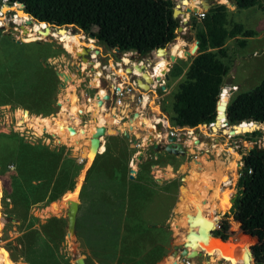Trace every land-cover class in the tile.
Masks as SVG:
<instances>
[{"label": "rangeland", "instance_id": "374dc122", "mask_svg": "<svg viewBox=\"0 0 264 264\" xmlns=\"http://www.w3.org/2000/svg\"><path fill=\"white\" fill-rule=\"evenodd\" d=\"M172 2L185 12L186 21L177 17L180 31L163 48L165 56L123 52L124 60H119L94 39L77 41L70 34L89 37L73 27L58 33L28 17L18 19L15 6L0 0V264H77L79 258L85 264H160L170 255L171 245L184 239L186 221L196 211L206 228L194 229L197 220H192L189 230H197L196 238L187 239L182 258L170 257L167 264H244L232 248L216 246L207 230L219 221L216 231L228 236L227 216L237 215L229 199L245 188L237 184L239 158L250 151L264 153V125L234 135L227 133L228 127L212 131L213 123L188 131L172 125L173 96L197 52L192 50L196 41L190 19L198 22L205 12L200 4L193 10L182 0ZM223 5L227 24L255 33L242 48L228 39L224 56L218 57L227 67L220 92L225 91L229 102L264 79V11ZM73 38L74 50L69 41ZM135 65L141 73L151 67L152 75L163 80L160 112L142 108L148 95L138 93L127 74ZM174 67L179 74L169 72L163 79L162 72ZM61 71L74 78L79 100L69 107L67 120L83 134L71 147L47 133L36 137L25 124L24 130L17 126L19 110L42 117L59 112V99L65 96ZM133 73L140 75L135 69ZM97 126L106 131L90 165L85 156ZM191 174L199 178L192 185L194 194ZM75 180L79 188L74 197L69 194L79 203L73 223L58 210L62 202L43 210ZM205 189L210 197L202 203ZM227 203L223 214L220 208ZM205 236L212 255L204 253L206 246L200 247ZM258 242L256 235L249 248ZM252 257L254 264H264L263 254Z\"/></svg>", "mask_w": 264, "mask_h": 264}, {"label": "trees", "instance_id": "16d2710c", "mask_svg": "<svg viewBox=\"0 0 264 264\" xmlns=\"http://www.w3.org/2000/svg\"><path fill=\"white\" fill-rule=\"evenodd\" d=\"M234 1L237 9L258 6L264 11V0ZM15 2H21L22 11L39 22L56 27H77L84 34H93L97 44L117 48L119 52H136L139 56L172 43L180 25L179 19L172 17V0H5L7 5ZM11 6L21 9L18 4ZM15 7L14 13L18 12ZM226 14L223 4H214L198 22L190 19L197 52L173 96L170 121L177 128H193L214 122L218 96L221 101H226L225 91L220 90L227 67L218 58L224 56V44L228 39H235L242 48L247 38L255 36L253 31L240 24H227ZM179 72L176 67L170 70L173 76ZM224 121L227 127L241 122L253 123L249 128L264 125V79L253 89L239 93L227 102ZM239 161L242 170L237 184L243 183L245 188L238 192L232 203L237 215L227 216L228 236H219L222 241L238 245H231L234 256L243 257L246 251L248 264H254L252 254L254 257L264 255V153L250 151ZM209 197L205 189L202 203ZM218 224L219 221L213 231L217 230ZM256 235L259 242L251 254L249 247L255 243Z\"/></svg>", "mask_w": 264, "mask_h": 264}, {"label": "bare ground", "instance_id": "6f19581e", "mask_svg": "<svg viewBox=\"0 0 264 264\" xmlns=\"http://www.w3.org/2000/svg\"><path fill=\"white\" fill-rule=\"evenodd\" d=\"M218 3H225V1H217ZM14 4H18L19 6H21V9L23 8V4L21 2H15V3H12V5ZM198 5H199V2L198 1H188L187 3V6L188 7H191L192 9H198ZM11 6V5H10ZM15 15H18L17 18L18 19H21V18H26L28 19L21 11H18L16 13H14ZM30 19V18H29ZM32 20V19H31ZM16 25H20V21H16L15 22ZM40 24H43V23H40ZM72 35L73 37H75V39L77 41H81L82 39H88V41L90 43H92V39L91 38H85L83 36H81L80 34H70ZM74 40L73 39H69V41L72 43V41ZM109 49V48H108ZM112 50V49H110ZM88 53V51H87ZM155 55V54H154ZM87 56V55H86ZM157 56L159 57H163L165 56V50H161L158 52ZM119 60H124V58L122 57V55L120 54L118 56ZM86 59V58H84ZM91 62H89L90 64ZM99 65L98 63L95 65V68H97ZM146 74V73H144ZM58 76L59 78L61 79L62 81V84L64 86V89H65V96H63V98H60L59 99V102H58V106L60 107L59 109V112L56 114V115H53V116H47V117H42V116H31L27 111L25 110H19L16 112V116L18 117V122H17V126L18 127H22L23 124L26 125L27 128L30 129V131L32 130L33 131V134L36 136V137H40L43 133H47L51 136H53V138L63 144V145H66L68 147H71L74 142H78L81 138H82V132H77L74 127L68 122V111H69V107L72 106V105H75L79 102L78 100V97L76 95V89L74 88V86L72 84L75 83L74 81V78L72 76H70L68 73L64 72V71H61L58 73ZM75 85V84H74ZM152 92V91H151ZM154 93V92H153ZM98 98V97H96ZM100 100H98L99 102ZM97 102V105L98 106H101L100 103ZM250 124L246 123V122H241L240 124H238V130H240L242 127L244 128H248V127H251L253 125V123L249 122ZM248 125V127H246ZM223 125H218V126H212V131H216L217 128H225V127H221ZM26 127H22V128H19L20 130H24L26 129ZM97 127H104V126H97ZM95 127V128H97ZM105 128V131H106V127ZM191 131V130H190ZM95 132V131H94ZM93 132V133H94ZM92 133V135H93ZM91 135L90 139H89V146L87 148V152H86V156H85V160H87L88 162H92L95 155L97 154V150L99 149L100 145H99V141L101 142V139H96L94 138L93 136ZM168 140L169 141H172L173 140V137H168ZM136 168V167H134ZM194 173V172H193ZM192 175V174H191ZM191 177V176H189ZM199 180L198 176L196 174H193L191 179H189V186H190V194H194V187H192L193 183L197 182ZM188 182V183H189ZM195 185V184H194ZM227 186L226 184H223V187ZM62 204V203H61ZM216 205L217 207V204H214ZM64 208V207H63ZM228 209V203L223 205L221 208H220V211L222 213H224L226 210ZM61 210V209H60ZM219 211V209H218ZM213 220V219H212ZM212 220L210 222H212ZM214 227V224L208 228L209 229H213ZM194 229H197L194 228ZM200 230V228H199ZM207 230V232H208ZM195 231L197 230H194V233L190 234L189 238L188 239H192V237L195 239L196 238V234ZM202 233V232H201ZM209 236V235H208ZM207 239L208 237H204L202 238L201 240H199L200 242V247L203 249L204 246H206V250H205V254H210L212 255L213 253V247H210V244L206 245V242H207ZM213 242L216 243V246L218 247H221V248H224V247H227L228 250L229 248H231V245H237L235 243H231V242H225V241H222L220 240L219 238H212ZM193 241V240H191ZM194 245H197L196 243L195 244H192L189 246V248L193 247ZM184 246H188L187 243H185ZM238 246V245H237ZM228 252V251H227ZM194 254L193 252H191V255ZM201 253H199L198 256H200ZM187 257H189V253L185 254ZM243 261H244V264H248V257H247V253L246 251L243 253ZM197 255L194 257H198Z\"/></svg>", "mask_w": 264, "mask_h": 264}, {"label": "water", "instance_id": "95a60500", "mask_svg": "<svg viewBox=\"0 0 264 264\" xmlns=\"http://www.w3.org/2000/svg\"><path fill=\"white\" fill-rule=\"evenodd\" d=\"M188 1H198L199 2V4H200V7L202 8V9H204L205 11L210 7V4H209V2L207 1V0H182V3H184L185 5H187V3H188ZM216 4H225V3H227L229 6H233L234 5V3H235V1L234 0H225V3H218V2H215ZM189 8H186L185 9V11L186 12H189ZM193 10H195V9H193ZM24 15L26 16V17H28V18H30V19H32L35 23H43V24H46L49 28H52V29H56L57 30V32L58 33H63L64 31H63V28L64 27H70L69 25H66V26H61V27H56V26H53V25H50V24H48V23H44V22H39V21H37V20H35V19H33L31 16H29L28 14H26V13H24ZM178 16H180L181 18H182V22H185L186 21V19H185V12H183V11H181V9H180V6L179 5H175L174 6V8L172 9V17L173 18H177ZM74 29H76V30H78L80 33H82V31L80 30V29H78L77 27H73ZM180 31V27H178L177 29H176V32H179ZM89 38H91V39H94L95 41H97L96 39H95V37L93 36V34H91V33H88V34H86ZM70 47H71V49L72 50H74V46H73V44L72 43H70ZM98 45H101V44H98ZM103 46V45H102ZM107 48H109V49H112L113 50V52H114V56H119L121 53H123V52H119V50L117 49V48H111V47H109V46H107V45H105ZM161 50H163V48H156L155 50H154V53H155V55H157L158 54V52L159 51H161ZM192 50H197V46H196V44L193 46V48H192ZM136 53V52H135ZM136 54H138V53H136ZM169 59H170V61H173L174 59H173V56L172 55H170L169 56ZM134 69H135V71H137L138 73H140V76H141V78L145 81V83H148V82H150L151 81V79L149 78V76L148 75H146V74H144V73H141V67H140V65H135L134 66ZM163 73V72H162ZM136 85H137V87L138 88H140V89H142V90H147V85L146 84H142L141 83V80L140 79H137L136 80ZM116 89H118V88H116ZM220 95V94H219ZM98 103H100L101 104V102L99 101ZM226 105H227V102L226 101H221L220 100V98H219V96H218V99H217V101H216V104H215V118H214V122H213V124L211 125V127L213 126V125H215V124H220V125H223V126H221V127H227L226 126V123H225V121H224V110H225V107H226ZM200 125H197L196 127H193V128H187V127H182V129L183 130H185V131H188L189 129H194V128H197V127H199ZM205 126V125H204ZM229 128V130L227 131V133L229 134V135H234V134H237V133H239V132H248V131H250L252 128H241L240 130H238V126H231V127H228ZM104 134H105V128L104 127H97V128H95V132L93 133V137L94 138H96V139H99V138H102L103 136H104ZM101 144V142L99 141V145ZM92 163V162H91ZM91 165V164H90ZM237 166H239V164H237ZM90 167V166H89ZM88 167V168H89ZM88 168H87V170H88ZM87 170L85 171V173H84V177H85V174H86V172H87ZM84 177H83V179H84ZM132 176L131 175H129V178H131ZM72 187H73V185H72ZM72 187L70 188V190L72 189ZM235 197H236V194H234L230 199H229V203L232 205V203L234 202V199H235ZM76 210H77V202H71V203H69V205L66 207V211H65V215H66V218H67V220H68V222L69 223H71V221H72V223H73V221H74V216H75V213H76ZM192 220H197V221H195V223H196V227L197 228H202V229H204V228H206V223H204L203 221H201V219L199 218V215H198V212L196 211L192 216H189L188 217V219H187V221H186V228H185V236H184V239H182L181 241H179L178 243H174V244H172L171 245V251H170V256L171 257H176V258H182V256L184 255V253H185V249H184V245H185V243L187 242V239H188V237H189V234H192L193 233V231H190L189 229H190V227H192V225H193V222H192ZM168 228V227H167ZM212 232H213V230H211V229H209L208 230V235L211 237V238H216L217 236H214L213 234H212ZM217 238H219L220 240H222L223 238H220V237H217ZM252 254V253H251ZM189 255H191V253H189ZM253 255V254H252ZM205 260H206V257H205ZM76 263L77 264H85L84 262H83V259H81V258H79V259H77L76 260ZM173 264H175V263H173Z\"/></svg>", "mask_w": 264, "mask_h": 264}, {"label": "flooded vegetation", "instance_id": "af4514ba", "mask_svg": "<svg viewBox=\"0 0 264 264\" xmlns=\"http://www.w3.org/2000/svg\"><path fill=\"white\" fill-rule=\"evenodd\" d=\"M167 65H168V63H167ZM129 68H130V71L127 74L130 76V78L132 80V83L135 86V88L137 89L138 93L142 92V93H146L148 95L147 98H146V102L144 103V105L142 106V108L143 109H147V110H149L151 112H155V113L156 112H160V110H162L163 106L160 103V100H159L160 97H159V95H160V91H162L163 88H164L163 85L160 84V81L163 82V80L160 79V76L157 77V78H155L152 75V68L149 67L148 73H146V75L149 76V78L151 79V81L148 82V83H145V81L141 78L140 75H136V74L133 73V71H134V67L133 66L132 67H129ZM170 70L171 69H167L166 71L165 70L163 71V73H162L163 79H166L168 77ZM167 71H168V73H165ZM137 79H140L142 84H146L147 85V87H148L147 90H142V89H140V88L137 87V85H136V80ZM149 100H150V102H148ZM139 104H141L140 101H139ZM149 105H151V106H149ZM153 108H156L157 110H154ZM202 195H203V192H202ZM218 227H220V225ZM212 234L214 236H217V237L222 238L221 236H219L221 234L218 231H216V230H214L212 232ZM249 250L252 253V248H249Z\"/></svg>", "mask_w": 264, "mask_h": 264}, {"label": "crops", "instance_id": "0c3cea01", "mask_svg": "<svg viewBox=\"0 0 264 264\" xmlns=\"http://www.w3.org/2000/svg\"><path fill=\"white\" fill-rule=\"evenodd\" d=\"M97 153H99V150H97ZM90 164H91V162H90ZM90 166V165H89ZM77 188H79V182L78 181H76L75 180V183H74V185H73V187H72V189L70 190H64V192H63V194L59 197V199H57V200H53V201H51L48 205H47V207L46 208H44L43 210H50L51 208L53 209V207L54 206H58L57 205V203H61L62 202V206H60L59 205V208H58V210H63L64 212L66 211V207L69 205V203H71V202H76V198L74 199V198H72V199H70V197H69V194H71V195H73V197H74V195H76V189ZM78 193V192H77ZM77 197V196H76ZM78 205H79V203L77 204V209H78ZM64 207V208H63ZM51 209V210H52ZM170 227H172V226H170ZM5 252V251H4ZM6 253V252H5ZM170 255L165 259V260H163L160 264H167L168 263V261H170Z\"/></svg>", "mask_w": 264, "mask_h": 264}, {"label": "built area", "instance_id": "2783aa9c", "mask_svg": "<svg viewBox=\"0 0 264 264\" xmlns=\"http://www.w3.org/2000/svg\"><path fill=\"white\" fill-rule=\"evenodd\" d=\"M202 17V16H201Z\"/></svg>", "mask_w": 264, "mask_h": 264}]
</instances>
